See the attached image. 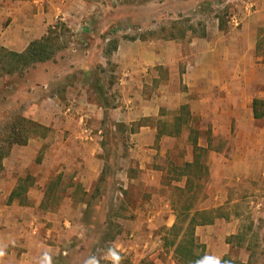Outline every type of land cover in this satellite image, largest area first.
<instances>
[{
	"label": "rangeland",
	"instance_id": "obj_1",
	"mask_svg": "<svg viewBox=\"0 0 264 264\" xmlns=\"http://www.w3.org/2000/svg\"><path fill=\"white\" fill-rule=\"evenodd\" d=\"M248 2L70 0L60 13L48 5L52 18L45 17L47 12L41 14L44 23H48L44 35V55L48 59L29 65L9 55L24 51L11 50V38L15 36L7 31V24L4 26L0 31V155L4 156L0 158V193H11V175L22 180L24 185L20 188L31 182L32 185L37 176L46 178L42 185L46 200L41 208L62 214L41 219L44 224L39 244L48 249L33 264H178L169 247L173 237L167 233L166 223L173 221L176 199L183 202L178 188L183 187L182 169L192 160L194 141L207 150L201 161L208 170L207 178L199 175L194 210H209L211 218L219 215L228 222L237 220L239 230L232 244L240 247L230 248L225 256L231 259L228 264L246 261L249 246L256 252V264H264V116L256 120L252 114V101H264V0H260L258 9L255 4L247 10ZM13 13L11 9L7 22L10 25ZM28 24L37 36L39 25L35 21ZM108 36L112 40L105 42ZM157 38L166 42L174 39L187 53L203 51L208 40L225 47L234 42L237 48L220 50L224 65L221 77L229 84L220 93L223 112L220 114L218 106V119L208 117L209 108L207 117H203L196 106L179 104L183 99L176 97L172 108L165 106L161 111L158 121L162 130L177 135L172 140L164 138L171 147L168 154L155 156V169L166 172L160 177V186H126L125 174L138 177L143 173L127 168L133 161L129 150L136 145L131 138L136 127L120 128L112 121L110 112L118 104L116 93L110 91L104 97L106 114L101 119L91 115L81 124L79 118L89 108L85 103L93 94L101 101V88L95 78L106 79L107 90L118 81L117 75L104 73L102 67L104 56L115 50L118 41L146 42ZM75 64L81 67L75 68ZM180 65V73H184L183 64ZM76 94L83 98L78 105H72L71 96ZM67 108L71 109V120L61 135L51 129L43 137V130L27 123H37L32 119L34 114L43 116L48 112L55 118ZM77 108L82 113L73 110ZM174 117L179 120L171 129L168 126ZM85 127L90 130V137L98 138L102 150L98 159L104 167L96 184L77 179L79 173L87 175L86 169L91 166L87 159L85 170L75 169V162L81 159L72 150L90 143L79 138ZM16 130H21V135L22 131L29 134L26 145H11ZM63 145L71 149L70 153L63 152ZM65 162H73L69 165L73 169H60ZM66 197H71V201ZM0 203L11 205V200ZM149 204L160 213L152 223L143 214ZM194 218L196 222L205 220L203 216ZM31 243V249L38 245L36 240ZM10 248L17 249L13 244ZM207 256L204 249L200 264H212Z\"/></svg>",
	"mask_w": 264,
	"mask_h": 264
},
{
	"label": "crops",
	"instance_id": "obj_2",
	"mask_svg": "<svg viewBox=\"0 0 264 264\" xmlns=\"http://www.w3.org/2000/svg\"><path fill=\"white\" fill-rule=\"evenodd\" d=\"M69 2L70 0H0V31L7 24V31L11 30V34L15 36V39L11 38V50L23 52L31 41L40 39L45 35L48 23H44L45 20H43L41 14L47 12L45 17L52 18L53 13H51L52 11L48 5H51L56 10L55 13H60L65 11L64 9ZM259 2L260 0H249L246 4V9H252L255 4V8L258 9ZM11 9L14 13L11 15L12 21L10 25L7 22ZM32 21L39 25V34L37 36L33 35L34 29H31V25L28 24V22ZM111 40L112 38L109 36L104 39L105 42ZM175 42L174 39L166 42L159 38L146 42L139 39L119 40L115 50L111 51L106 58L104 56L105 60L102 64L104 73L117 75L118 81L114 83L112 89L107 90L105 86L106 79L95 78L98 87L101 88V101L95 99L96 96L93 94V98L85 103L89 104L87 106L90 109L87 108L84 112L85 114L80 115L79 123H81V119L83 121L84 118L92 117L91 115H96L97 119H101L106 114L102 105L104 97L109 95L110 91L116 93L115 102H118V104L110 112L112 121L116 127H136L131 135L136 145L132 150H129L133 161L128 164L127 168L143 173L138 177H131L125 174L123 181L126 186L134 184L143 185V187H159L160 177L166 175V172L155 169V156L168 154L171 147L166 144L164 138L172 140L177 135L170 132L171 130L165 131V128L162 130V126L158 123L161 111H163L165 106L170 109L177 98H182L183 101L179 104H190L192 108L196 106L203 117H207L206 110L208 108L210 109L208 117L215 120L218 119V106L220 114L223 112V99L220 97V93L224 89V85L229 83L223 82L221 77L224 65L220 50L221 48H227L233 51L237 48V45L232 42L228 47H225L226 45H218L213 43L212 40H208L207 47L203 51L195 49L187 53L182 51ZM203 59H205V62H203ZM181 63L184 67V73H180L179 70ZM79 65L75 64V68L81 67ZM77 95L71 96L72 105H78L82 100L83 96L78 97ZM70 110V108L63 110L60 117L52 118L51 113L44 112V114L46 113L45 116L44 114L43 116L34 114L32 119L50 130H56L57 134L61 135L65 130H68L67 124L71 120L69 119L70 115L68 116ZM73 110H76L77 113H82L80 108ZM175 117L172 122H169L168 127L171 129L174 127ZM79 138L90 140V143L82 144L79 149L75 148V150H72L75 151L78 159H81L75 162V165H78L75 169L82 170V168H86V159L91 166L86 169L87 175L85 177H83L84 173L83 175L79 173L77 179L79 182L85 181V184L87 181L88 183L96 184L100 180L104 167L103 161L98 159V155L102 151L96 141L98 138L90 137V135L86 138L82 132H80ZM46 141L49 140L47 139ZM70 151L71 149H65V145H63V152L70 153ZM69 165L74 164L73 162H65L60 169L65 168V166L66 170L73 169ZM47 170L50 171L49 169ZM182 178L184 179V187L186 177L182 176ZM45 181L46 178L40 179L37 176L32 185H30L32 183L30 181L31 183L28 184L26 191L22 195L11 199V205L0 203V264H13L12 260L15 261V264H33L37 262L39 258L37 256L46 251V248L48 249L45 244H39V241H41L39 234L44 224L41 219L52 216L58 217L62 214H54L50 209L45 211L44 208H41L42 203L46 200V190L44 191L42 188ZM17 186H19V178L11 175V193H0V201L9 199L10 194ZM183 187L179 188L182 189ZM151 197L155 199L154 195ZM157 198L160 199V197ZM66 200L71 201V197H66ZM178 204L179 199H176L173 203V221L166 223L167 230L176 221L177 213L175 209ZM83 205L84 207L86 206V204ZM152 207L153 205L149 204L143 208V214L146 215L148 222L151 223L156 217H160V213L156 212L157 208ZM203 210L205 211V209H193L190 215L192 216L195 212ZM38 212L44 213V216L42 214V216H39ZM238 230L239 226L236 219L228 222L227 219L218 215L210 224L197 225L195 227V238L197 240V237H199L200 242L198 240L197 242L204 246L209 256L207 257L210 258L212 264H226L225 259L227 262L231 260L225 257L229 253L230 248L237 249L240 247L232 244V240L237 236ZM32 240H36L38 243L35 249H31ZM11 244L17 249L11 251ZM22 249H25V251L22 252ZM247 260L242 263H246ZM175 261L177 263L176 259Z\"/></svg>",
	"mask_w": 264,
	"mask_h": 264
},
{
	"label": "trees",
	"instance_id": "obj_3",
	"mask_svg": "<svg viewBox=\"0 0 264 264\" xmlns=\"http://www.w3.org/2000/svg\"><path fill=\"white\" fill-rule=\"evenodd\" d=\"M50 29H48V32ZM47 38L41 37L39 40L31 42L27 49L22 54H17L11 52V58L23 60V65H29L31 62L44 61L48 59V56H45V48H47ZM46 43V44H45ZM252 114L253 118L256 120L261 119L264 116V101L254 99L252 101ZM179 118L175 119V124L178 122ZM30 127L39 128L43 130L45 133L43 137L50 133V129L37 124L33 121H27ZM178 125V124H177ZM28 129H26V132ZM28 133V132H27ZM21 130H16L14 132L13 140L11 141V145H26L27 140L29 139V134ZM30 133V131H29ZM193 145V161L187 162L183 165L182 176L186 177L185 186L180 189V196L183 197V202L179 203L177 208L175 209L176 221L173 226L167 230V233L172 236V240L169 242V247L173 248L174 258L177 260L178 264H200L203 259L204 246L197 243L195 238V227L199 224H210L213 222L214 218L209 216L210 211H201L195 212L194 215H190V212L194 209L195 203L198 200L199 193V183L201 174H204V177H208V170L205 164L201 161V156L207 150L205 148H201L194 141ZM0 158H4L3 155H0ZM29 179L28 177L26 178ZM22 180H19V186L10 194L9 199H13L16 196L22 195L27 187L20 188ZM24 183V182H23ZM203 216V219L200 222H196L194 217ZM167 241H169L167 239ZM199 250L200 253L197 252ZM247 251H249L248 260L246 263L240 264H256L255 251L250 246L247 247ZM226 264H228L225 259Z\"/></svg>",
	"mask_w": 264,
	"mask_h": 264
},
{
	"label": "built area",
	"instance_id": "obj_4",
	"mask_svg": "<svg viewBox=\"0 0 264 264\" xmlns=\"http://www.w3.org/2000/svg\"><path fill=\"white\" fill-rule=\"evenodd\" d=\"M81 124H82V119H81ZM82 134L84 135V136H86V138H88L89 137V135H90V130L88 129V128H83V130H82Z\"/></svg>",
	"mask_w": 264,
	"mask_h": 264
}]
</instances>
